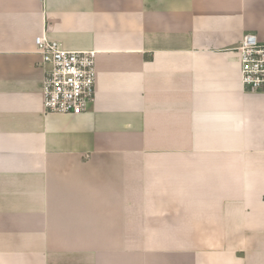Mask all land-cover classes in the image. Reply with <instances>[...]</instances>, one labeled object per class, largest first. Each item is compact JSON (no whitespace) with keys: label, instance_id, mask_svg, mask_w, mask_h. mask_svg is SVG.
I'll return each instance as SVG.
<instances>
[{"label":"crops","instance_id":"crops-1","mask_svg":"<svg viewBox=\"0 0 264 264\" xmlns=\"http://www.w3.org/2000/svg\"><path fill=\"white\" fill-rule=\"evenodd\" d=\"M264 0H0V264H264ZM94 51L48 115L35 39Z\"/></svg>","mask_w":264,"mask_h":264},{"label":"built area","instance_id":"built-area-1","mask_svg":"<svg viewBox=\"0 0 264 264\" xmlns=\"http://www.w3.org/2000/svg\"><path fill=\"white\" fill-rule=\"evenodd\" d=\"M38 66L44 72L43 107L48 115L80 116L96 104L97 71L94 51H69L45 35L35 39ZM241 84L247 93L264 94V42L244 35L238 48Z\"/></svg>","mask_w":264,"mask_h":264}]
</instances>
